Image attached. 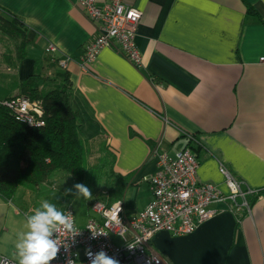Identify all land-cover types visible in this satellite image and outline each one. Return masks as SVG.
<instances>
[{
	"label": "crops",
	"instance_id": "obj_1",
	"mask_svg": "<svg viewBox=\"0 0 264 264\" xmlns=\"http://www.w3.org/2000/svg\"><path fill=\"white\" fill-rule=\"evenodd\" d=\"M78 1L0 0V15L16 18L29 42L18 63L20 41L0 37V81L16 83L3 100L19 96L18 86L38 67L46 75L52 60L70 58L65 70L115 153V171L132 176L127 215L151 201L157 150L174 157L189 149L199 163L197 182L224 195L221 167L257 193L247 198L249 210L242 198L213 203L215 216L195 233L159 232L152 249L168 264H264V0H128L142 13L140 68L116 43L82 67L98 27Z\"/></svg>",
	"mask_w": 264,
	"mask_h": 264
},
{
	"label": "built area",
	"instance_id": "obj_2",
	"mask_svg": "<svg viewBox=\"0 0 264 264\" xmlns=\"http://www.w3.org/2000/svg\"><path fill=\"white\" fill-rule=\"evenodd\" d=\"M78 2L89 20L98 27L97 38L84 49L82 67L91 63L101 50L116 43L121 53L140 68L142 57L135 44V36L142 19L141 11L128 0H105L104 4H99L97 0ZM55 52L56 47L53 45L47 49L50 56ZM52 62H56L65 70L71 59H55ZM0 107L8 110L18 123L36 128L45 125L41 120L43 108L40 102L16 96L0 101ZM153 157L157 160L158 171L148 180L151 201L142 212L127 215L124 200L110 206L96 202L92 210L97 214V218H92L85 226L79 227L71 207L60 209L74 217L78 234L54 233V237L59 235L69 251L65 253L62 247L57 259L51 264H68L69 260L75 264H89L84 255L85 248L89 246L94 253L103 249L109 256L116 257L120 264H168L164 257L151 247L157 233L166 232L175 237L191 235L201 224L215 216V211L210 209L213 203L229 200L236 205L237 199L242 198L243 206L249 210L247 198L257 195L256 191L250 188L244 189L243 183L233 177L225 167H221V173L226 178L229 195H224L212 184H199L196 179L199 163L189 149L178 152L174 157L157 150ZM236 210H239V206ZM91 231L105 235L91 239ZM128 244L135 247L129 249ZM0 264L18 262L0 255Z\"/></svg>",
	"mask_w": 264,
	"mask_h": 264
},
{
	"label": "trees",
	"instance_id": "obj_3",
	"mask_svg": "<svg viewBox=\"0 0 264 264\" xmlns=\"http://www.w3.org/2000/svg\"><path fill=\"white\" fill-rule=\"evenodd\" d=\"M249 12L254 13L252 9ZM1 21L5 26H0V30L20 41L16 53L19 63L27 56V30L20 27L16 18L0 15ZM51 65L59 67L56 62ZM18 89L19 96L41 103V120L45 125L36 128L18 123L8 110L0 107V197L11 202L23 192L24 196L34 195L39 203L48 200L58 209L72 208L70 204L78 195L74 186L82 183L93 196L89 201L82 198L88 210L96 202L110 206L123 201L132 176L115 171L116 156L105 141L97 163L90 164L89 141L101 132L87 140L86 145L81 139L88 111L82 98L76 95L68 72L57 71L50 77L34 74ZM63 179L73 185L57 189Z\"/></svg>",
	"mask_w": 264,
	"mask_h": 264
},
{
	"label": "clouds",
	"instance_id": "obj_4",
	"mask_svg": "<svg viewBox=\"0 0 264 264\" xmlns=\"http://www.w3.org/2000/svg\"><path fill=\"white\" fill-rule=\"evenodd\" d=\"M74 187L78 194L77 198L82 197L85 201L93 198L90 188L85 184L78 183ZM26 228L27 231L19 235L15 244L18 264H51L57 259L62 247L65 253L69 251L59 235L54 237V233L78 234L74 217L71 214H65L48 200L42 201L35 208L34 213L26 217ZM91 232V239L105 235L101 232ZM134 247L135 245L128 244L129 249ZM84 255L89 264H120L116 257L109 256L103 249L94 253L89 246L85 248ZM68 264H75V262L69 260Z\"/></svg>",
	"mask_w": 264,
	"mask_h": 264
},
{
	"label": "rangeland",
	"instance_id": "obj_5",
	"mask_svg": "<svg viewBox=\"0 0 264 264\" xmlns=\"http://www.w3.org/2000/svg\"><path fill=\"white\" fill-rule=\"evenodd\" d=\"M4 21L0 22V26L4 27ZM1 31V30H0ZM2 32V31H1ZM0 32V33H1ZM3 33V32H2ZM1 33V34H2ZM3 35V36H2ZM0 35L2 40H4V33ZM10 41V40H7ZM28 54V48H27ZM30 54V53H29ZM31 55V54H30ZM26 59V56H25ZM42 62L38 63L37 66H40ZM51 65H46L45 72L47 73L46 77L54 76L56 70L50 68ZM41 73V68L38 67L36 74ZM16 83L10 82L7 80L0 81V100H3L7 96L10 95V92L15 88ZM86 123L85 129L81 134V139L84 141L85 145L87 144V140H90L92 136L95 134H99L98 127L91 121L92 117L90 113H86ZM105 141L103 135H99L94 140L89 141V162L94 165L97 163L98 158L101 155V145ZM67 185L66 187H71L73 184L67 179H63L62 182H59L56 186L57 189H60L59 186ZM63 189V188H62ZM74 199V201L70 204L74 211V215L76 218L77 225L79 227L85 226L87 221L92 218H97V214L93 212V210H88L87 204L83 201L82 197ZM39 202L35 200V196L32 194L23 195V192H20L16 195V197L11 201H6L0 197V255L13 261L18 262V258L16 255L15 244L18 241L19 235L27 231L26 228V217L28 215H32L36 207L39 206ZM120 243L119 240H117Z\"/></svg>",
	"mask_w": 264,
	"mask_h": 264
},
{
	"label": "bare ground",
	"instance_id": "obj_6",
	"mask_svg": "<svg viewBox=\"0 0 264 264\" xmlns=\"http://www.w3.org/2000/svg\"><path fill=\"white\" fill-rule=\"evenodd\" d=\"M16 97V96H15Z\"/></svg>",
	"mask_w": 264,
	"mask_h": 264
}]
</instances>
